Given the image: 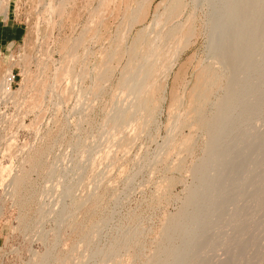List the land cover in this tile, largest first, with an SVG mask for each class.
<instances>
[{
    "label": "rangeland",
    "instance_id": "obj_1",
    "mask_svg": "<svg viewBox=\"0 0 264 264\" xmlns=\"http://www.w3.org/2000/svg\"><path fill=\"white\" fill-rule=\"evenodd\" d=\"M62 1L64 12L50 13ZM135 1L0 0V16L6 18L11 12L24 32L20 43L0 50V84L7 72L14 76L11 91L0 90V168L11 166V175L29 171V180L15 191L8 186L9 173L0 169V264H32L41 256L46 264H154L158 248L169 247L162 228L182 208L188 189L196 182L193 167L209 151L205 132L193 123L198 105L196 75L209 62L203 27L206 11L197 13L190 45L167 70L153 75L154 90L139 99L137 107L148 125L139 128L125 114L123 126L113 129V113L131 98L123 86L124 69L141 63L145 49L136 48V62L129 61L125 51L138 30L149 25L154 7L162 0L150 3L139 24L123 27L136 8ZM119 33L124 35L122 42L115 38ZM81 34L83 44L71 60L70 47ZM115 48L119 54L104 69L106 54ZM82 72L83 79L74 78ZM254 117L261 137L263 113L257 111ZM178 119L183 123L177 129ZM169 129H177L175 139L164 145ZM263 149L264 141H258L256 153ZM263 160L255 178L256 190L251 188L247 170L250 160L241 167L232 164L223 176L235 175L236 167L242 168L243 186L229 188L223 199L227 202L236 196L239 201L228 206L221 220L201 238L204 249L197 247L189 264H225L231 258L226 264H264ZM64 187L70 195L60 201ZM110 248L117 250L111 259L94 255Z\"/></svg>",
    "mask_w": 264,
    "mask_h": 264
},
{
    "label": "bare ground",
    "instance_id": "obj_2",
    "mask_svg": "<svg viewBox=\"0 0 264 264\" xmlns=\"http://www.w3.org/2000/svg\"><path fill=\"white\" fill-rule=\"evenodd\" d=\"M152 1L153 0L135 1L134 4H136V8L129 12L130 14L128 15L127 19L128 22L123 25V27L131 29V27H133L135 24H139L141 21H143L148 7ZM58 4V6L52 7V9H50V13L54 12L61 15V13L64 12V1L59 2ZM160 7L162 8L161 12H158V8ZM154 8V14L149 25L138 30L135 35L136 37H134L135 39L133 40V44L125 51V53L129 57V61L133 62L138 56H136V48L140 46L142 47V49H145L144 55L142 54L143 61H140L141 63H135V65L129 66L126 69H124L123 67V69L126 70V73L123 72L124 74H126L125 84L123 86L126 87V96H130L131 98L129 97L130 102L125 101L128 102L126 103L127 105L122 104V106L116 108L115 113H113L114 116L112 122L110 121V125L113 129L121 128L123 126L122 117L125 114L129 115L128 122L138 124L139 128H143L148 125L149 120L142 114V109H138L137 103L140 102L139 99L142 96L154 90L153 87L155 85L153 86V83L151 84V78L154 77L153 75L160 70H167L170 62H172V60H174L181 52L184 51V49L188 45H190V40L196 33L194 23L196 21L195 18L197 16V13H199L200 11L203 12V10H205L206 18L203 21V27L207 32L206 50L208 52L207 54L209 62L206 63V65H204L200 72L196 75L198 84L197 86H195L197 87V91L195 92L194 99L197 101L198 105L196 108H194L195 110L193 113V123L200 128V131L203 130L205 132V136H207V143L205 142L206 149H208L209 151L203 160L198 162V164L196 165L194 164L195 166L193 167V171L191 168L193 174L192 176L194 177V180L196 182L192 184V187H188L189 189L187 191V194L185 195V200L183 199L184 202H182L183 205L180 211L175 215H171L172 217L167 219V221L165 220L166 223L162 228L161 233L166 237L169 247H159L160 249L158 248L154 256V258H157L156 263L153 261L154 264H189L190 258H194V256L192 255L195 254V250L197 249V247L201 245L200 247L202 248L201 238L206 233H208L215 224H217L216 222L221 220V217L227 211L226 209L228 206H234L239 201V198L236 196H232L227 202H224L223 199L225 198L229 188L235 189L243 186L241 176L242 168H240L241 164L243 165V163L247 161L249 162L250 160L249 164L247 163V170L250 176V181H253V186L251 188L252 190H256L258 188L255 184V178L258 176V171L263 166L262 159H264V149L261 152L256 153V143L258 141H264V132L261 137H258V132L256 130L257 128L253 123V119L256 120V118L254 117L255 112L261 111L263 113L264 125V0H162ZM47 10H49V8ZM82 36L83 35L81 34L80 36L75 38L72 47H70L71 50H69V52L71 51V53H68V55L71 56V60L75 58L76 50H79V47L83 44ZM115 38L118 42H122V40L124 39V35L119 33L115 35ZM121 48L119 50H121ZM116 54H119L118 48L110 50V52L106 54L105 60H102L104 69H108L106 66L107 63L110 62V60L113 58V56L115 57ZM138 54L140 55V53ZM61 71L62 75H64V70ZM104 71L105 70L102 71L101 75L98 74L100 75L101 80L104 78ZM83 73L84 72L80 73L79 75L76 74L74 78H76L77 80H80L81 78L83 79ZM87 73L88 71L86 72V74ZM88 75H86V77ZM3 79L4 80L0 84V90L4 92H10L11 72H7ZM102 81L104 84L105 81ZM161 86L164 85L161 84ZM98 91H100V89L97 90V92ZM219 91L222 93L218 94ZM192 96L193 95H191V98ZM212 97L213 99H211ZM194 99L192 98V100ZM176 101L178 102V98ZM138 106L140 105L138 104ZM178 118H180V115ZM181 123H183V120L178 119L175 127H177L178 129V125H180ZM177 129H174V131ZM174 131L171 130L169 132L167 141L165 143L163 142L164 145H168L171 141V138L175 139V137H173ZM188 136H190V134ZM191 137L192 136H190V140ZM244 143H248L246 144V147L245 145L244 147H242ZM164 145L162 146L164 147ZM190 148L192 149V146ZM240 148H244L243 152H240ZM258 156L261 158H258ZM234 163H237L238 165L240 164V167H236L238 168L237 170H235L236 173L233 172L234 170L232 171L235 175L231 173V175H228L229 177H223L230 170L231 165ZM0 169L3 173H9L10 171H12L11 166H8V168L1 167ZM27 172L29 171H24L19 175H11L10 172L8 174V186L15 191L19 189L20 186L24 187V183L29 180V175ZM251 183L250 185H252ZM67 187L70 188L69 186ZM67 187H64L65 189L62 188L60 201H62L63 198L69 194L68 192V194L65 192V190H67ZM250 192L252 193V191ZM254 192L255 191H253V193ZM256 195H258V193H256ZM236 212L238 211H233L231 214H235ZM63 214L61 213V215ZM67 214H70L71 216V213ZM64 216L66 217V215ZM253 223L255 224V222ZM252 232L250 233L251 235ZM199 233L200 236H198ZM216 234L220 233L216 232ZM207 235L208 234H206V236ZM222 235H219L221 236V239ZM211 243H213V239ZM116 251L117 250L110 248L106 252L96 253L94 255L96 256L102 254L103 256H101V258L110 257L109 259H111V255L113 253L116 254ZM197 254L196 256L199 257ZM107 259L108 258H106V260ZM228 261H232V258ZM228 261H225L224 263L226 264V262L228 263ZM32 264H46V259L45 257L41 256L39 260L34 261V263ZM219 264L223 263L221 262Z\"/></svg>",
    "mask_w": 264,
    "mask_h": 264
},
{
    "label": "crops",
    "instance_id": "obj_3",
    "mask_svg": "<svg viewBox=\"0 0 264 264\" xmlns=\"http://www.w3.org/2000/svg\"><path fill=\"white\" fill-rule=\"evenodd\" d=\"M23 36V28L11 12H7L6 18L0 16V50L5 46L20 43Z\"/></svg>",
    "mask_w": 264,
    "mask_h": 264
},
{
    "label": "built area",
    "instance_id": "obj_4",
    "mask_svg": "<svg viewBox=\"0 0 264 264\" xmlns=\"http://www.w3.org/2000/svg\"><path fill=\"white\" fill-rule=\"evenodd\" d=\"M14 82V76L11 74V81H10V87H11V84Z\"/></svg>",
    "mask_w": 264,
    "mask_h": 264
}]
</instances>
